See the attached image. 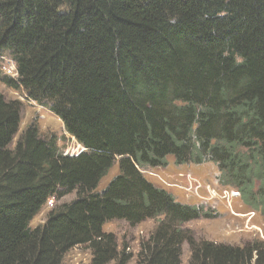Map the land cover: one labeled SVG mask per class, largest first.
<instances>
[{"label": "trees", "instance_id": "obj_1", "mask_svg": "<svg viewBox=\"0 0 264 264\" xmlns=\"http://www.w3.org/2000/svg\"><path fill=\"white\" fill-rule=\"evenodd\" d=\"M7 54L17 77L3 82L61 118L84 149L65 153L37 123L20 133L23 102L0 92V264H62L78 245L93 264H130L104 230L114 219L157 220L136 264H182L184 244L190 264H264V239L195 238L184 223L212 210L141 172L168 156L212 161L264 215V0H0Z\"/></svg>", "mask_w": 264, "mask_h": 264}, {"label": "rangeland", "instance_id": "obj_2", "mask_svg": "<svg viewBox=\"0 0 264 264\" xmlns=\"http://www.w3.org/2000/svg\"><path fill=\"white\" fill-rule=\"evenodd\" d=\"M5 74L12 77L17 74L14 62L8 54L0 57V92L9 99H19L23 102L20 133L29 125L37 123L41 134L46 137L55 136L60 149L65 153L77 154L83 149V146L68 133L61 118L44 105L28 99L24 93L6 85L2 79ZM141 170L150 181L171 191L178 201L212 210L215 214L213 218L200 217L184 223L195 238L236 245H243L253 239H264V215L261 211L247 206L240 194L230 196V192L237 189L220 182L216 163L208 161L202 164H177L173 156H168L167 166H148ZM118 171L116 163L102 179L98 189L105 187ZM225 190L229 191L226 193L227 197L223 196ZM76 196V192H72L60 201L51 198L32 219L31 226L44 223L52 208L69 202ZM229 201L233 205L230 209ZM156 223V219H147L131 225L125 219H114L104 225V230L115 233L122 248L127 245L126 251L133 255L130 264H136L141 243L149 237ZM190 255L189 245L184 244L182 264H190ZM92 258L93 253L88 246L78 245L66 253L62 264H93Z\"/></svg>", "mask_w": 264, "mask_h": 264}, {"label": "built area", "instance_id": "obj_3", "mask_svg": "<svg viewBox=\"0 0 264 264\" xmlns=\"http://www.w3.org/2000/svg\"><path fill=\"white\" fill-rule=\"evenodd\" d=\"M232 192L234 195H238V192L236 190H233ZM226 193H228V191H226ZM226 196H227V194H226ZM229 206L232 207L231 201H229Z\"/></svg>", "mask_w": 264, "mask_h": 264}, {"label": "clouds", "instance_id": "obj_4", "mask_svg": "<svg viewBox=\"0 0 264 264\" xmlns=\"http://www.w3.org/2000/svg\"><path fill=\"white\" fill-rule=\"evenodd\" d=\"M14 65H15V63H14ZM15 70H16V67H15ZM17 75V74H16ZM16 75H14V78H16L17 76ZM80 144V143H79ZM82 145V144H81ZM237 192H238V195L240 194V197H241V193H240V191L237 189L236 190Z\"/></svg>", "mask_w": 264, "mask_h": 264}]
</instances>
